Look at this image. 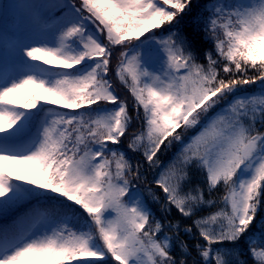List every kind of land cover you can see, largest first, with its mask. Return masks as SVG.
I'll use <instances>...</instances> for the list:
<instances>
[{
    "label": "snow or ice",
    "instance_id": "snow-or-ice-1",
    "mask_svg": "<svg viewBox=\"0 0 264 264\" xmlns=\"http://www.w3.org/2000/svg\"><path fill=\"white\" fill-rule=\"evenodd\" d=\"M0 7V264H264V0Z\"/></svg>",
    "mask_w": 264,
    "mask_h": 264
},
{
    "label": "trees",
    "instance_id": "trees-1",
    "mask_svg": "<svg viewBox=\"0 0 264 264\" xmlns=\"http://www.w3.org/2000/svg\"><path fill=\"white\" fill-rule=\"evenodd\" d=\"M200 3V4H203L205 2V0H193V8H192V11L190 13H188L187 15H185L183 18H182V28H183V31L189 36V38L192 40L194 46L196 47L197 51H201L203 48H206V47H210V44L209 43H206L205 41H203L201 39V36L200 35H197L196 33L193 32V28H192V25L190 23V18L191 16L195 15L196 12L198 11V8H197V3ZM3 4H10V0H1V4L0 6H2ZM2 8V7H1ZM12 12L13 10H9V13H8V17L7 19L5 18V15H4V11H3V8H2V12L0 13V32L4 31L5 28H8V29H11L12 27L9 26V24H12L14 23V16L12 15ZM202 35V34H201ZM0 51L2 52V49H0ZM0 61H2V56L0 55ZM113 63H115V61H113ZM255 86H253L254 88ZM249 90H252V89H249ZM117 92L118 94L122 97V98H126L128 100V103L129 105L131 106L132 104V99L131 97L127 94L126 91H124L122 88L120 87H117ZM122 146H126V143H124V145ZM175 150V148L173 149V151ZM172 155V152H162L161 153V159L164 160L165 162H167V160L170 158V156ZM200 182V176L198 173H195L193 172L192 174V183L195 184V183H199ZM141 187H143V185H141ZM157 192H159L158 189H156ZM222 189L220 190L221 194H222ZM215 195V193H214ZM152 208H153V211L155 212L156 216L157 217H160V211H159V205H156V204H153L151 205ZM264 211V210H262ZM174 218H179L178 214L176 213L175 209H173V213H172V216L169 217V219H174ZM9 220L11 219V216H9L8 218ZM4 221L0 220V223H3ZM185 223H188L190 221H184ZM254 227V226H253ZM182 236H184L183 233H181ZM184 238L186 239L188 245H189V249L191 251V255L189 256V260H193L195 259L197 262L200 260V257L196 254V251L195 249L192 247V245L194 244V239L190 238V237H187V236H184ZM243 243V242H241ZM173 252L174 254H178L179 250L174 248L173 249Z\"/></svg>",
    "mask_w": 264,
    "mask_h": 264
},
{
    "label": "rangeland",
    "instance_id": "rangeland-1",
    "mask_svg": "<svg viewBox=\"0 0 264 264\" xmlns=\"http://www.w3.org/2000/svg\"><path fill=\"white\" fill-rule=\"evenodd\" d=\"M33 2H41V0H10V4L14 3V4H21V5L27 4V3H33ZM77 2H78V0H77ZM0 4H1V0H0ZM1 12H2V8L0 7V13ZM25 12H26V9H23V8L13 10L12 15L15 18L14 21L19 22L22 19V17L24 16ZM13 25H14V23L9 24V26H11V27H13ZM19 32H23V25L22 24H21V27L19 29ZM0 53H2V52L0 51ZM124 143H126V139H125Z\"/></svg>",
    "mask_w": 264,
    "mask_h": 264
}]
</instances>
